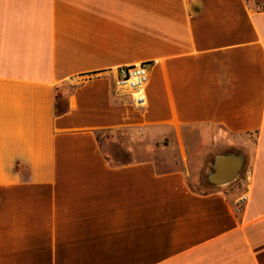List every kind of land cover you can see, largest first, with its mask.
<instances>
[{"label": "crops", "instance_id": "obj_1", "mask_svg": "<svg viewBox=\"0 0 264 264\" xmlns=\"http://www.w3.org/2000/svg\"><path fill=\"white\" fill-rule=\"evenodd\" d=\"M0 264H264V0H0Z\"/></svg>", "mask_w": 264, "mask_h": 264}, {"label": "built area", "instance_id": "obj_2", "mask_svg": "<svg viewBox=\"0 0 264 264\" xmlns=\"http://www.w3.org/2000/svg\"><path fill=\"white\" fill-rule=\"evenodd\" d=\"M112 80L115 90L122 95H129L130 103L135 109L142 108L146 103L145 87L149 78V65L135 63L121 65L102 75ZM99 77V76H98ZM94 77L89 75L72 76L68 83L77 86L91 81ZM248 180V175L245 176ZM248 200L247 191H243L235 199V208L239 212L244 209Z\"/></svg>", "mask_w": 264, "mask_h": 264}, {"label": "water", "instance_id": "obj_3", "mask_svg": "<svg viewBox=\"0 0 264 264\" xmlns=\"http://www.w3.org/2000/svg\"><path fill=\"white\" fill-rule=\"evenodd\" d=\"M244 164L243 158L235 154H220L212 161L206 179L211 184H225L235 180Z\"/></svg>", "mask_w": 264, "mask_h": 264}, {"label": "rangeland", "instance_id": "obj_4", "mask_svg": "<svg viewBox=\"0 0 264 264\" xmlns=\"http://www.w3.org/2000/svg\"><path fill=\"white\" fill-rule=\"evenodd\" d=\"M209 163L210 162L206 163V168L200 173V178L201 179L198 182H194L193 183L194 187H196L199 190H201V189L208 190V189H211L212 187H216V185H212V184L210 185L209 182L206 179L207 172H208L207 169H208V167L210 165ZM244 164H245V162H244ZM244 167H245V165L240 170L239 175L236 178V180H234L235 182L241 181L242 175L244 174Z\"/></svg>", "mask_w": 264, "mask_h": 264}]
</instances>
